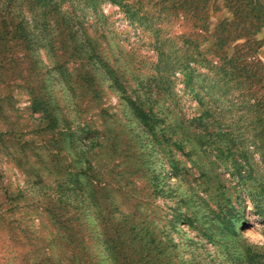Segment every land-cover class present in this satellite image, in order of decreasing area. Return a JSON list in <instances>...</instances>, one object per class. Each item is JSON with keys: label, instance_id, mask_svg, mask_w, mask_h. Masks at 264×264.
I'll list each match as a JSON object with an SVG mask.
<instances>
[{"label": "rangeland", "instance_id": "rangeland-1", "mask_svg": "<svg viewBox=\"0 0 264 264\" xmlns=\"http://www.w3.org/2000/svg\"><path fill=\"white\" fill-rule=\"evenodd\" d=\"M50 2L0 13V264H264V18Z\"/></svg>", "mask_w": 264, "mask_h": 264}, {"label": "trees", "instance_id": "trees-1", "mask_svg": "<svg viewBox=\"0 0 264 264\" xmlns=\"http://www.w3.org/2000/svg\"><path fill=\"white\" fill-rule=\"evenodd\" d=\"M43 1H44L45 6L51 3L50 2L51 0H43ZM88 1H92V0H88ZM183 1L192 2L194 0H183ZM223 1H225L226 6L233 7L235 18L239 20L238 22H236V20L233 19L229 23L231 27L235 28L233 29V31L235 32L239 31L241 33L250 34L251 32L257 30L261 26V20L264 18V0H223ZM11 4H12V0H5V2H3V4L1 5L0 13L4 17L9 15L11 7H12ZM125 13H126V16L129 17L130 20L137 19V21H139V20H142V18L143 19L145 18L144 16L136 17L135 12L132 13V12H129L128 10H125ZM244 15H245V19L244 18L242 19V16ZM246 21H248V25L240 26L241 23L243 24ZM19 29L22 30L20 32L21 33L20 35L24 34V36H26V33L24 32V26L18 25V28H16V30L19 31ZM25 43L26 41L25 42L23 41L21 45H23L24 47ZM4 48L5 47H2L3 54L1 55V61L7 59ZM20 51L21 50H15V52L17 53H20ZM231 68H235V67L231 66ZM85 133L91 134L90 131H87ZM261 147L262 146H258L256 148L257 149L256 152H257V155H259V157H261V159L264 161V149H262ZM243 167L244 166L241 165L239 169H242V170L238 169L241 174L245 172V169ZM132 228L133 227L130 226L128 230H131ZM120 233H121L120 227H114V230L111 233L112 237L110 239V243L113 249H117V246L120 247L123 244V239L120 238ZM130 239L131 237H127V240H130Z\"/></svg>", "mask_w": 264, "mask_h": 264}]
</instances>
